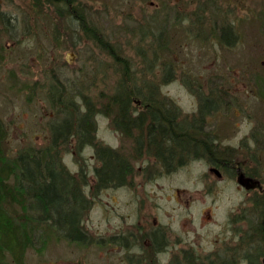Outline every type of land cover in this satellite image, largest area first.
<instances>
[{
  "label": "rangeland",
  "instance_id": "obj_1",
  "mask_svg": "<svg viewBox=\"0 0 264 264\" xmlns=\"http://www.w3.org/2000/svg\"><path fill=\"white\" fill-rule=\"evenodd\" d=\"M76 6L111 53L56 6L0 0V19L9 26L6 32L0 21L2 151L12 157L49 145L56 114L42 87L53 75L90 100L95 143L119 151L131 174L121 186L96 190L93 147L78 155L72 140L59 149L63 166L87 178L88 238L38 243L21 264H169L165 254L179 260L180 250L193 264H264V251L256 252L264 247V0H77ZM232 20L240 40L228 35L227 43L221 28ZM128 77L130 86L157 85L160 99L179 121L210 137L214 151L182 155L167 167L136 148L101 106ZM204 99L213 106L201 111ZM214 156L239 163L263 187L241 188L250 180L241 175L237 182L234 168V177L223 170L218 176L210 170V162L221 164ZM156 227L166 236L160 252L148 246ZM250 255H257L254 263Z\"/></svg>",
  "mask_w": 264,
  "mask_h": 264
},
{
  "label": "trees",
  "instance_id": "obj_2",
  "mask_svg": "<svg viewBox=\"0 0 264 264\" xmlns=\"http://www.w3.org/2000/svg\"><path fill=\"white\" fill-rule=\"evenodd\" d=\"M31 1L68 12L89 39L108 51L94 25L87 22L76 6L77 0ZM1 20L7 32L9 26L5 23L8 20ZM228 35L232 39L231 27H222L221 36L227 43ZM138 52L144 59L142 52ZM126 63L123 61L120 65L129 68ZM48 81L42 88L56 114V120L50 123L49 145L41 149L20 150L9 157L2 151L5 135L0 122V264H21L28 249L52 238L60 237L78 244L87 241V233L82 227L90 204V198L83 189L87 178L81 170L76 175L70 173L59 156V149L67 147L72 140L78 155L88 146L94 149L98 164L94 169L96 190L121 186L131 174L128 161L119 151L95 143L96 109L86 95L82 91L77 92V87L68 89L53 75ZM131 84L130 77L118 80L108 95V103L101 106L104 113L112 116L114 127L122 135L135 139L136 148L150 150L167 167L179 161L182 155H210L214 151L211 138L201 137L200 129L179 121L175 109L167 106L166 101L157 95V85L145 84L141 88ZM212 106L211 100L204 99L200 109L206 111ZM260 227L263 236L264 225ZM161 235V231L150 235L151 250L161 251L163 246L158 244ZM262 251L264 247L261 249L259 245L256 252ZM257 255H250L253 261H248L254 263ZM170 264L193 263L185 255L182 262Z\"/></svg>",
  "mask_w": 264,
  "mask_h": 264
},
{
  "label": "flooded vegetation",
  "instance_id": "obj_3",
  "mask_svg": "<svg viewBox=\"0 0 264 264\" xmlns=\"http://www.w3.org/2000/svg\"><path fill=\"white\" fill-rule=\"evenodd\" d=\"M236 21L234 20H232V22H231V25H228V26H230L231 27V32H232V39H231V41H234V40H236L237 39V41L238 40H240V39H238L239 37L237 36V32L236 33H234V30H236ZM220 38L221 39H223V37L221 36V34H220ZM221 45V44H220ZM222 46V45H221ZM223 47V46H222ZM261 64L263 65V67H264V61H261ZM263 95V94H262ZM239 114H241V112L239 111V110H237V109H234V115L235 116H238ZM210 138V137H209ZM222 154L221 153H217L216 154V156H221ZM216 156H214L215 157V159H218V161L221 163V164H219L220 166H219V168H218V166H217V162H210V164L209 165H212L211 166V168H210V170H214V168H215V172H216V174L218 175V176H222V174L223 173H221V170H223L224 172H227L229 175H231V176H233L234 177V174L232 175L231 174V169H233L234 168V171H235V177L237 178L236 179V181L238 182H240L241 180H243L240 176L242 175V176H244L245 178H247V179H249L250 181L248 182V183H246V182H244V184L243 185H245V186H243V187H241V188H243V189H246L247 190V187L248 188H251L252 186H253V190L255 189V188H257L258 190H260V188L261 187H263L262 185V183H260L259 182V180H255V178L253 177V176H251L248 172H246L244 169H242L241 168V165L239 164V163H235V164H233L232 166H230V165H228L229 163H228V161H225V159L224 158H219V157H216ZM264 197V196H263ZM249 201H250V203H251V208L253 209V207H254V199H253V196H252V194H250L249 195ZM159 231H161L162 232V230L160 229V227H156V228H154V230L151 232V235L153 236L154 235V233H159ZM163 234V233H162ZM162 236V238L161 239H159V241H158V244L159 245H162L163 247H161V251H163V249L165 248V244H164V240H165V238H166V236L164 237L163 235H161ZM150 241H151V239H150ZM150 243L151 242H149L148 243V246H150ZM180 253H181V257L179 258V260L176 258V259H173V260H171L172 259V254L171 253H166L165 255H166V259L167 260H170L171 261V263L172 262H175V263H180V262H182L184 259H185V255H187V256H189L190 257V259H191V261L193 260V257H191V255H190V253L188 252V251H186V250H180V252H179V254H178V256L180 255ZM222 256H224V254L222 255ZM170 264V263H169Z\"/></svg>",
  "mask_w": 264,
  "mask_h": 264
},
{
  "label": "water",
  "instance_id": "obj_4",
  "mask_svg": "<svg viewBox=\"0 0 264 264\" xmlns=\"http://www.w3.org/2000/svg\"><path fill=\"white\" fill-rule=\"evenodd\" d=\"M66 264H73V263H66Z\"/></svg>",
  "mask_w": 264,
  "mask_h": 264
}]
</instances>
